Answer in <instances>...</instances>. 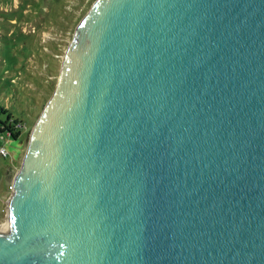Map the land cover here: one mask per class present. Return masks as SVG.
Segmentation results:
<instances>
[{"label": "water", "instance_id": "obj_1", "mask_svg": "<svg viewBox=\"0 0 264 264\" xmlns=\"http://www.w3.org/2000/svg\"><path fill=\"white\" fill-rule=\"evenodd\" d=\"M11 187L0 264H264V0H97Z\"/></svg>", "mask_w": 264, "mask_h": 264}, {"label": "rangeland", "instance_id": "obj_2", "mask_svg": "<svg viewBox=\"0 0 264 264\" xmlns=\"http://www.w3.org/2000/svg\"><path fill=\"white\" fill-rule=\"evenodd\" d=\"M97 0H0V123L20 121L16 138L0 133V231L3 209L31 130L58 81L67 46ZM1 128V127H0Z\"/></svg>", "mask_w": 264, "mask_h": 264}, {"label": "trees", "instance_id": "obj_3", "mask_svg": "<svg viewBox=\"0 0 264 264\" xmlns=\"http://www.w3.org/2000/svg\"><path fill=\"white\" fill-rule=\"evenodd\" d=\"M0 133H6L12 138H16L21 130L20 121L13 119L10 114L7 115L6 121L0 123Z\"/></svg>", "mask_w": 264, "mask_h": 264}, {"label": "built area", "instance_id": "obj_4", "mask_svg": "<svg viewBox=\"0 0 264 264\" xmlns=\"http://www.w3.org/2000/svg\"><path fill=\"white\" fill-rule=\"evenodd\" d=\"M0 155H2V156L6 155V151H5V149L2 146H0ZM11 190H12V187H11ZM3 213H4V216H5V207L3 209Z\"/></svg>", "mask_w": 264, "mask_h": 264}, {"label": "bare ground", "instance_id": "obj_5", "mask_svg": "<svg viewBox=\"0 0 264 264\" xmlns=\"http://www.w3.org/2000/svg\"><path fill=\"white\" fill-rule=\"evenodd\" d=\"M5 225L7 226V223H6V221H5ZM3 232V231H2Z\"/></svg>", "mask_w": 264, "mask_h": 264}]
</instances>
